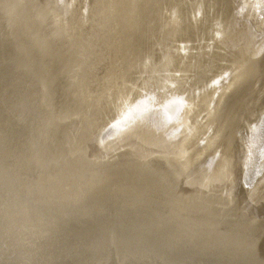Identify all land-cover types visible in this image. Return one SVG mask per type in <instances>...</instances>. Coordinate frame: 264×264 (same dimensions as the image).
Returning a JSON list of instances; mask_svg holds the SVG:
<instances>
[{"label": "bare ground", "instance_id": "bare-ground-1", "mask_svg": "<svg viewBox=\"0 0 264 264\" xmlns=\"http://www.w3.org/2000/svg\"><path fill=\"white\" fill-rule=\"evenodd\" d=\"M0 264H264V0H0Z\"/></svg>", "mask_w": 264, "mask_h": 264}]
</instances>
